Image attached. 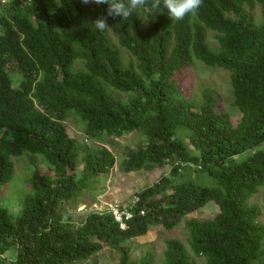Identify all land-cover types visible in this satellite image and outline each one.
<instances>
[{"label":"trees","instance_id":"1","mask_svg":"<svg viewBox=\"0 0 264 264\" xmlns=\"http://www.w3.org/2000/svg\"><path fill=\"white\" fill-rule=\"evenodd\" d=\"M106 7L0 0V202L15 174L13 158L28 154L35 166L17 218L0 206V257L13 250V264H80L107 247L119 253L117 264H158L151 252L134 261L126 243L151 227L173 230L213 202L219 213L212 220L186 224L195 257L205 264H264L261 209L250 202L264 187V0H203L183 20L171 19L161 0L159 11L109 18L110 27L100 32L93 23ZM109 32L136 63L124 65ZM195 61L229 72L232 107L242 114L237 125L214 92L204 94L200 108L181 95L175 76ZM71 112L85 123L88 138L143 137L127 152L125 173L173 166L171 176L136 195L135 212L146 214L125 230L107 212H91L78 223L64 219V203L116 164L112 150L82 146L69 134ZM179 129L197 153L188 151ZM81 151L84 166L76 173ZM247 151L253 154L234 160ZM37 156L47 170L36 167ZM183 168L204 172L217 185L178 182ZM166 246L162 264H198L182 241L171 238Z\"/></svg>","mask_w":264,"mask_h":264},{"label":"rangeland","instance_id":"2","mask_svg":"<svg viewBox=\"0 0 264 264\" xmlns=\"http://www.w3.org/2000/svg\"><path fill=\"white\" fill-rule=\"evenodd\" d=\"M260 9L257 7L255 15L258 19L261 17ZM213 34H210L209 43L213 46L218 45ZM109 37L116 49L121 53L125 66H129L131 62L136 63V59L130 53L118 44L116 36L109 32ZM175 79L179 81L181 95L194 102L198 108L204 103V94L207 91L215 93L216 97L221 102L223 110L231 115V120L234 125L241 121L242 114L239 110L232 107L233 89L231 85V77L229 72L220 68H212L204 65L201 62L195 61L186 69L176 74ZM107 92L114 97L126 98L124 94L107 87ZM65 125L68 128L69 134L75 137L82 144H87V147L92 149L107 147L112 150L116 157L115 167L111 173L104 177L99 182L92 185L89 190L82 191L76 198L64 203V219H71L74 222H82L85 217L91 212H107L105 207L108 203L128 204L135 196L143 189L155 184L163 176H171L172 164H167L162 168H158L153 172H131L125 173L123 169L124 162L127 160V152L135 149L136 146L143 140L139 133H128L123 137L116 139L107 136L101 138H88L84 133L85 123L80 119L79 115L71 112ZM178 137L187 145L188 151L197 153L189 142L188 132L179 129ZM83 152H80L78 160V168L76 173L82 172L84 162L82 159ZM253 151H247L237 155L234 160L242 161L250 157ZM31 156L25 154L20 157L13 158L15 162V174L13 179L6 184L2 189V198L0 206L6 209L12 218H17L22 210V202L31 190V176L35 166L31 165L29 158ZM36 167L47 170L49 164L42 156H37ZM196 168V165H195ZM79 169V170H78ZM75 173L74 170H70ZM178 182L193 181L204 186H216V182L204 172H196L195 169L183 168ZM261 209L259 222L264 225V187L259 193L254 196L251 201ZM219 213V208L213 202L204 206L201 210L194 212L184 218L181 224L173 230L167 231L163 227H151L150 232L144 236L134 239L126 243V247L130 249L132 259L140 260L148 252L155 254L156 262L162 264L164 260V252L167 248L166 241L168 239H178L185 244L190 256L197 261L198 264H205L206 258H197L191 251L189 242V231L187 222L191 219L197 221L212 220ZM16 253L11 250L0 257V264H13ZM119 261V253L116 250L105 247L100 253L95 255L91 260L80 264H117Z\"/></svg>","mask_w":264,"mask_h":264},{"label":"clouds","instance_id":"3","mask_svg":"<svg viewBox=\"0 0 264 264\" xmlns=\"http://www.w3.org/2000/svg\"><path fill=\"white\" fill-rule=\"evenodd\" d=\"M93 3L97 6L107 5L105 14L94 21L96 29L104 32L110 26L109 18L119 17L127 20L132 17L134 12L142 9L145 13L151 15L159 11L161 0H80L82 5ZM203 4V0H163V7L167 10L171 19L183 20L189 14L196 15Z\"/></svg>","mask_w":264,"mask_h":264},{"label":"built area","instance_id":"4","mask_svg":"<svg viewBox=\"0 0 264 264\" xmlns=\"http://www.w3.org/2000/svg\"><path fill=\"white\" fill-rule=\"evenodd\" d=\"M140 202L139 196H135L128 204L121 203H108L105 207L107 213L111 214L120 225V228L125 230L128 228V222H130L136 215L145 216L146 211L141 209L135 212L137 204Z\"/></svg>","mask_w":264,"mask_h":264}]
</instances>
